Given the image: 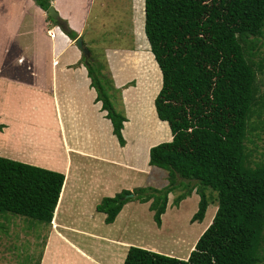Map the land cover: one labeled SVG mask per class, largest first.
Instances as JSON below:
<instances>
[{"label": "trees", "instance_id": "trees-1", "mask_svg": "<svg viewBox=\"0 0 264 264\" xmlns=\"http://www.w3.org/2000/svg\"><path fill=\"white\" fill-rule=\"evenodd\" d=\"M33 1L46 12L51 6ZM47 19L78 38L65 20ZM145 32L163 76L156 111L172 132L171 141L150 148L149 164L168 171V184L123 189L103 197L96 211L111 224L128 202H150L161 226L177 190L183 191L173 200L177 207L194 191L200 195L191 222H203L211 201L219 205L187 259L132 245L123 264H264V162L252 165L246 144L253 129L264 128V0H145ZM89 49L80 63L125 146L128 119L115 106L118 90L104 49ZM65 179L63 172L0 155V213L36 219L51 231Z\"/></svg>", "mask_w": 264, "mask_h": 264}, {"label": "crops", "instance_id": "crops-1", "mask_svg": "<svg viewBox=\"0 0 264 264\" xmlns=\"http://www.w3.org/2000/svg\"><path fill=\"white\" fill-rule=\"evenodd\" d=\"M20 1L25 9L22 12L23 21L27 28L29 26L28 31L36 34L39 31L51 41L52 60L50 68L44 72L39 66L37 71L31 72L32 81L6 76L0 71V124L4 125L0 129V155L66 175L58 202L59 206L65 194L63 207L57 218L54 217L47 241L48 247H51L48 256L57 257L54 264H115L121 249L126 248L127 255L134 244L133 240L117 239L120 234L115 231L124 232L129 224L136 221L132 207L137 205L134 201L128 202L111 224L105 223L106 215L97 212L96 206L103 197L130 189L134 182L129 181V175L133 171L136 175L143 172L139 159L145 168L150 160V148L154 146L150 142L157 131L153 126L162 121L160 118L156 121L148 119L150 99L147 90L125 88L135 79H143L132 66L142 62L139 59V49L142 48L138 46L139 34L134 28L137 12L129 8L126 20L118 23L123 25L125 21V33H122L117 20H114V13H111V22L116 26L112 29L99 28L93 23L100 18V12L109 11L107 8L116 4L117 0H51L60 18L86 41L88 47L91 43L104 49L118 90L114 102L122 103L128 119L123 128L126 145L122 146L113 132L112 121L106 117L107 111L102 109V102L96 101L97 92L91 87L86 66L80 63L83 53L76 40L71 39L61 27H53L50 20L39 22L38 11L44 10L37 4L30 0ZM25 2L36 7L32 15L24 6ZM28 14L32 18L27 25ZM131 20H134L133 24ZM107 34L111 39L127 36L129 43H98L101 36ZM35 39L34 43L38 45V37ZM131 54H134V63L130 61ZM18 59L22 63L27 61L24 54H20ZM38 78L45 80V85L50 88L39 87ZM43 145L53 153L40 155L43 150L39 147ZM34 152H39L38 158L34 157ZM55 152H59L58 156ZM80 197L82 201L77 202ZM76 204L79 205L74 206ZM142 205L147 206L148 203ZM67 217L69 221H66ZM73 233L90 237L89 244L81 245L72 239L70 235ZM138 242L142 247L156 250V244L141 239Z\"/></svg>", "mask_w": 264, "mask_h": 264}, {"label": "rangeland", "instance_id": "rangeland-1", "mask_svg": "<svg viewBox=\"0 0 264 264\" xmlns=\"http://www.w3.org/2000/svg\"><path fill=\"white\" fill-rule=\"evenodd\" d=\"M30 2L36 5L33 0H30ZM30 2H25L24 6L26 8L28 7L31 11L30 15H32L36 7H32L33 5L31 6ZM129 8L137 12L135 17L136 26L134 28L139 34L138 46L142 47L139 49V59H141L142 62H137L135 67L133 64L132 66L137 73L143 76V79H135L134 82H131L125 88L130 89L131 87H136L137 89L147 90L146 92L148 93L146 94H148L150 99L147 107L148 119H154L156 121L157 118V120H160L158 115H156L155 99L153 100L152 98L158 95L162 87L163 76L159 64L151 50V45L145 29L143 28V22L145 25V0H117L116 4L107 8L109 11L100 12V18L97 21H93V23L94 26H99V28H105L106 30L112 29V27L116 26V24L111 22V13H114V20H117L118 27L123 30L126 27L124 24L125 21H123V25L118 23H120L122 19L126 20V14L129 13ZM99 9H101V7ZM24 10L22 1L20 0H0V71H3V75L6 76H15L24 81H32L34 77L31 76V72L37 71L38 66L43 72L51 66V41L39 31L38 34L28 31L29 26L27 28L23 21L24 16L22 12ZM31 18L32 16L26 18L27 25L28 20ZM45 20H48L47 13L45 11H38V21L42 22ZM131 21L133 24L134 20ZM122 33H125V30H123ZM35 37H38V45L34 43L36 40ZM261 40V42L264 43V37ZM101 42H103V45H116V43L125 45L129 43V37L124 36L122 38L111 39L107 34L106 36H101L100 40H98V43ZM90 46L92 49H95V51L103 52V48L99 47V44L92 46L90 43ZM20 54L26 56V62L22 63L18 59ZM259 55L261 57L264 56V46ZM130 57H132L130 60L131 63H134V54H131ZM108 68L110 70L109 63ZM109 72L112 75L111 70ZM45 83V80L38 78V86L49 89L50 86H46ZM260 83L261 92H264V74H260ZM114 103L116 108L125 115L126 113L123 110L124 106L122 103L117 101ZM263 118L264 115L262 116V119ZM254 120L255 123L258 122L256 117ZM157 123L153 126L157 131L154 132V139L150 144L153 143V145H156L164 141H171L172 132L169 123H163L162 121L159 125ZM149 132L150 130L148 133ZM139 143H141L140 139ZM246 144L251 154L252 165L264 162V128L257 127L253 129L252 133L249 134ZM39 150H43V152H34L37 158L38 153L40 155L53 153L48 152L47 147L44 145L43 147H39ZM58 154L59 152H55L56 156H58ZM139 160V165L143 172L136 175L133 171L129 175V181L134 182L129 187L131 190L139 186L153 185L156 187H164L168 184V171L166 169L154 167L150 165L149 162L146 163L145 168H143L142 166L144 163L141 159ZM182 192V190H177L169 194L168 208L163 215L161 226H158L154 220V212L150 210V202H147L148 205L146 206L142 205L143 203L134 201L133 203L137 206L132 207V214L136 218V221L129 224V227L124 232L115 231L116 234H120L117 239L133 240L132 243L136 246H141L138 242V240L141 239L143 242L148 241L156 244V250L154 251L181 259H187L191 251L195 248L199 237L206 230H204V228L206 226L209 227L212 223L219 203L218 201L210 202L203 222H191L193 215L199 209L200 195L194 191L191 196L184 199L181 205L177 207L173 204V200ZM206 192L209 197H214L216 194L211 190H206ZM64 197L65 194L63 195V198ZM63 198L58 207L57 216L63 207ZM80 201H82L81 197L77 202ZM77 205L79 204L74 206ZM69 220L70 218L67 217L66 221ZM104 225L106 224L104 223ZM90 226L93 227V225ZM48 231L50 232V226H46L45 223H41L36 219L10 212L0 213V264H36L39 258H41L40 264H54V260H57V257L48 256L51 248L47 245V236H49ZM70 237L81 245L89 244L90 237L88 236L73 233ZM134 240L138 243H135ZM126 250V248H122L116 255L117 261L115 264H121Z\"/></svg>", "mask_w": 264, "mask_h": 264}, {"label": "water", "instance_id": "water-1", "mask_svg": "<svg viewBox=\"0 0 264 264\" xmlns=\"http://www.w3.org/2000/svg\"><path fill=\"white\" fill-rule=\"evenodd\" d=\"M47 14H48L49 16H51L53 19H55V20H59V21H60V19H62V18H60V16H59V12L56 10V8L54 7V5H51V6L48 8V10H47ZM59 27L62 28V26H59ZM62 30H63V28H62ZM76 44H77V46L82 50L83 55H88V54H90V49H89V47L85 44L84 39H83L82 37H78V38L76 39ZM130 195L133 196V194H130Z\"/></svg>", "mask_w": 264, "mask_h": 264}, {"label": "built area", "instance_id": "built-area-1", "mask_svg": "<svg viewBox=\"0 0 264 264\" xmlns=\"http://www.w3.org/2000/svg\"><path fill=\"white\" fill-rule=\"evenodd\" d=\"M50 35H51V36H53V35H55V34H53V33H50Z\"/></svg>", "mask_w": 264, "mask_h": 264}, {"label": "bare ground", "instance_id": "bare-ground-1", "mask_svg": "<svg viewBox=\"0 0 264 264\" xmlns=\"http://www.w3.org/2000/svg\"><path fill=\"white\" fill-rule=\"evenodd\" d=\"M62 201V200H61Z\"/></svg>", "mask_w": 264, "mask_h": 264}, {"label": "clouds", "instance_id": "clouds-1", "mask_svg": "<svg viewBox=\"0 0 264 264\" xmlns=\"http://www.w3.org/2000/svg\"><path fill=\"white\" fill-rule=\"evenodd\" d=\"M167 122V121H166Z\"/></svg>", "mask_w": 264, "mask_h": 264}]
</instances>
